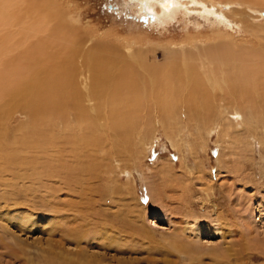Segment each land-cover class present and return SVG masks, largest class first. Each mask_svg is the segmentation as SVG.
<instances>
[{
	"label": "rangeland",
	"instance_id": "374dc122",
	"mask_svg": "<svg viewBox=\"0 0 264 264\" xmlns=\"http://www.w3.org/2000/svg\"><path fill=\"white\" fill-rule=\"evenodd\" d=\"M37 1L60 10L70 25L97 41L137 40L143 47L155 48L186 37H214L221 30L239 44L250 39L246 29L222 13L205 18L199 10L190 15L181 12L166 30L155 27L153 8L141 10L132 0ZM37 5L21 1L24 23L41 20ZM56 21L49 19L46 27ZM44 29L33 31L29 42L47 34ZM162 52L160 48L151 61L162 62ZM218 110L201 115L203 119L185 116L189 128L179 135H172L157 118L150 125L139 124L137 130H144L147 141H152L141 154L138 150L144 145L136 138L130 147L129 141L103 143L104 151L93 156L107 163L103 181L87 189L71 188L72 193L68 185L57 182L59 190L53 194V189L46 198L47 188L18 180L14 189L19 195L10 207L0 201V264H264V123L250 121L246 112L241 119ZM25 120V115L16 113L13 124L19 128ZM167 131L174 145L166 138ZM118 150L128 157L130 177L108 161L118 157ZM173 240L189 251L172 248Z\"/></svg>",
	"mask_w": 264,
	"mask_h": 264
},
{
	"label": "bare ground",
	"instance_id": "6f19581e",
	"mask_svg": "<svg viewBox=\"0 0 264 264\" xmlns=\"http://www.w3.org/2000/svg\"><path fill=\"white\" fill-rule=\"evenodd\" d=\"M21 1L0 0V201L7 208L18 180L47 188L46 198L54 190L56 194L57 182L77 190L99 182L107 163L93 156L104 151L103 143L115 146L129 141L130 147L136 138L144 145L138 153L146 152L152 141L137 126L150 125L156 118L172 135L186 130L185 116L203 119L201 115L215 108L241 119L246 112L250 121L264 123V0H190L189 4L186 0H132L141 10H155L158 28L169 30L167 25L181 12L190 15L199 10L205 18L211 13L233 18L250 36L239 44L221 30L214 37H186L155 48L143 47L137 40L97 41L70 25L60 10L37 0L30 4L37 3L43 17L34 25L26 24ZM52 18L56 23L46 27ZM16 24L18 29H13ZM44 28L47 34L29 42L33 31ZM160 48L164 60L151 61ZM16 113L26 118L19 128L13 124ZM214 128L208 127V134ZM165 136L174 145L169 131ZM117 153L108 161L115 170L120 165L130 177L128 157L123 150ZM171 246L189 251L178 240Z\"/></svg>",
	"mask_w": 264,
	"mask_h": 264
}]
</instances>
